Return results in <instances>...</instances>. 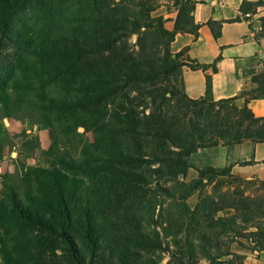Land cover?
<instances>
[{
  "label": "trees",
  "instance_id": "16d2710c",
  "mask_svg": "<svg viewBox=\"0 0 264 264\" xmlns=\"http://www.w3.org/2000/svg\"><path fill=\"white\" fill-rule=\"evenodd\" d=\"M102 1L67 10L59 0H0V118H29L53 134L47 167L18 161L13 172L0 175V264H161L158 253H178L186 264H245L244 253L231 245L264 251V203L239 199L229 187L248 179L230 173L216 180L226 171L206 166L192 183L181 182L184 195L198 191V201L194 208L183 203L173 249L157 225L147 223L141 202L148 191L176 198L165 184L185 179L186 159L199 149L264 142V116L247 105L264 92V75L254 77L257 88L243 92L242 107L234 97L190 98L170 87L167 66L179 71L182 64L170 50L175 33L200 26L192 17L195 2L174 0L178 12L168 30L164 18L152 14L154 5L141 7L139 17L112 21L114 9ZM252 5L264 2L241 8ZM23 8L35 19L12 28L10 19ZM259 21L255 35L264 36V15ZM132 34L153 36L141 57L124 44ZM160 44L163 63L147 55ZM129 88L140 89L153 108L139 117L120 100L109 114L108 99ZM150 165H157L154 179L137 170ZM213 182L226 187L218 202L207 193ZM223 209L233 213L216 217Z\"/></svg>",
  "mask_w": 264,
  "mask_h": 264
},
{
  "label": "crops",
  "instance_id": "0c3cea01",
  "mask_svg": "<svg viewBox=\"0 0 264 264\" xmlns=\"http://www.w3.org/2000/svg\"><path fill=\"white\" fill-rule=\"evenodd\" d=\"M193 1L192 17L200 26L193 33H175L170 42L171 52L180 54L182 64L178 81L182 90L190 98L219 100L234 97L235 105L242 107L246 101L243 92L257 88L254 77L264 75V36L255 35L260 29L259 17L264 15V6L241 8L243 2L253 4L258 0ZM153 12L164 18L166 29H173L178 12L174 0L162 1ZM210 21L211 26L208 25ZM247 105L254 116H264V92L249 99ZM22 132L27 135L22 137ZM48 134L45 124H33L29 128L27 121L0 120V174L13 172L15 167L10 161L34 163V156L25 152L37 148L45 151L50 144ZM8 136L14 137L12 144L7 141ZM242 161L247 163L241 165ZM187 163L186 177L190 181L197 178V169L206 166L228 168L246 179L264 181V142L219 143L191 153ZM244 255L245 264H264V251H249Z\"/></svg>",
  "mask_w": 264,
  "mask_h": 264
},
{
  "label": "rangeland",
  "instance_id": "374dc122",
  "mask_svg": "<svg viewBox=\"0 0 264 264\" xmlns=\"http://www.w3.org/2000/svg\"><path fill=\"white\" fill-rule=\"evenodd\" d=\"M91 0H59V2L62 5V8H67V10H71L74 7L76 8H82L85 7L89 4ZM164 0H103L102 3L104 2L108 6L112 7L114 9V13L112 14V21L117 18H122L125 17L126 15L130 18L132 17H139V11L141 7L145 6H150L154 5L155 7H158V5L161 4V2ZM144 3V4H142ZM85 11H87L85 9ZM154 14V12H152ZM36 13L31 12L27 8H23L19 10L11 19H10V26L12 28H18L22 23L25 21H32L35 19ZM153 36H143V35H136L132 34L125 38L124 44L127 46V48L133 52L135 56H142V47L144 48V44L149 45L150 44V39H152ZM164 44H160L158 46L153 47V52L148 53L147 55L151 57V59L154 60H159L160 62H164L163 57H165L164 54ZM9 52V51H8ZM7 52V54H8ZM147 59L150 60V58L146 57ZM159 58V59H158ZM180 61V58H179ZM178 61V62H179ZM167 69L169 70L168 72V82L170 84L171 88H174L176 90H179L182 92V87L180 85V82L178 81V75L179 71L177 69H172L171 65L167 66ZM141 90L139 89H133L129 88L128 90L119 93L115 97H111L108 99V111L109 114L113 112L115 107L119 104L120 100H122L127 107L134 106L133 108L135 109L136 113L138 114L139 117H142L143 115L147 114L149 110L153 108L152 104L150 103L148 97H145L140 94ZM123 96V97H121ZM121 97V98H120ZM140 97V99L138 98ZM141 98H144V102L141 101ZM177 99H180V95L174 98L173 102ZM19 111H13L11 114L16 116L15 114H19ZM194 118L193 115H188L187 118ZM8 118V117H2L0 120ZM18 121H22V123L25 121L28 122L29 128L33 124H36L32 119L26 118V119H20ZM31 130V129H30ZM32 131V130H31ZM47 131L49 132V140L50 143L53 141V134L51 129L47 126ZM77 131L83 135L84 139H87L89 141H92L93 139V134L89 131H84L83 127H78ZM22 137H25L27 134L25 132H22ZM32 135V134H30ZM14 137L8 136L7 141L10 142L11 144L14 142L13 140ZM46 150V149H45ZM27 155H32L34 156L35 162L32 163V165H40L47 167L49 165V158L46 156L45 151L41 152L38 150V148L35 151H26L25 152ZM30 153V154H29ZM187 160V159H186ZM14 164V167L19 166V162L15 161H10ZM157 165H150V166H140L137 167V170L139 172H143L147 174L150 178L154 179V175L152 174V170L154 167ZM217 170H224L225 176L222 175H216V180H227L230 177L229 174H233L236 176H239L236 173H232L229 171L228 168H223V169H217ZM6 173V172H5ZM3 173V174H5ZM0 174V175H3ZM207 174L204 172V175ZM241 177V176H239ZM243 179H246L245 177H241ZM247 182H233L232 187H229L230 191H236L238 198L245 200L248 198L249 200H252L253 202L258 203L259 201H263L264 203V185L260 182V179H254V178H247ZM186 182V183H192L189 182L190 178L187 176L185 179L180 178L179 176H174L172 181L167 182L165 185L170 187L173 191L176 192L177 197L176 198H171V199H164V197L159 196V195H154L153 192L148 191L143 195V200L141 202L142 206V211L147 212V217L148 221L147 223H150V225L156 226L157 229L161 230L166 242L169 243L170 248L173 249V241L178 238L179 235V218H180V210L182 208L183 203H187V205L190 208H194L195 204L198 201V191L190 194L189 196L184 195L183 190L180 187L181 182ZM2 190V186L0 183V192ZM208 195L216 202L219 201L218 194L223 193L226 190L225 186H222L218 188V185L213 182L208 188ZM233 213L232 210L230 209H223L220 212H218L215 216L216 217H225ZM158 225H162V227H159ZM225 240V239H223ZM240 242H242L246 247L251 246L250 242L247 241L244 237L239 238ZM231 249L238 254H243V253H248L249 250L245 248H241L238 246L236 243H233L231 245ZM174 257H171L167 253H158L157 258L159 259L161 264H186L187 260L185 258L180 257L178 253L174 254ZM199 264H207L206 261L200 260Z\"/></svg>",
  "mask_w": 264,
  "mask_h": 264
}]
</instances>
